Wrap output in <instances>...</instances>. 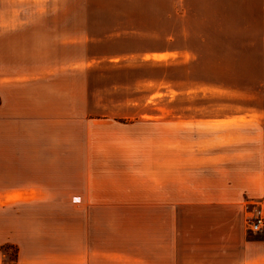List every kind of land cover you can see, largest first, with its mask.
<instances>
[{"label": "crops", "instance_id": "1", "mask_svg": "<svg viewBox=\"0 0 264 264\" xmlns=\"http://www.w3.org/2000/svg\"><path fill=\"white\" fill-rule=\"evenodd\" d=\"M200 3L203 8L186 0H0V40H12L8 77L0 46V221L5 205L117 204L113 198L93 196L91 190L100 181L93 177V165L61 163L99 152V147L77 152L76 126L93 118L76 110L130 107V99L117 101L112 95L154 93L164 77L154 78L148 69L198 59L202 53L191 40L206 47L214 30L222 60L228 30L237 34L257 28L260 41L245 43L260 46L264 76V0ZM234 41L238 45L241 40ZM208 55L207 48L204 60ZM131 72L139 74L126 75ZM203 82L212 88L210 81ZM134 104L144 107L148 100ZM205 123L260 127L264 117L225 116ZM221 140L245 142V147L205 150L201 165L178 160L176 166L173 159L166 171L157 156L155 188L150 190L156 204L151 264H264V233L251 236L247 226L250 215L264 212V133L221 135ZM169 152L174 157L181 150ZM130 187L148 194L147 184ZM130 193L127 203H149L147 197L137 201ZM76 196L80 199L74 202ZM70 217L74 226L43 229L44 244L54 243L43 255L28 254L18 231L4 232L1 225L0 246H21L14 264H131L125 256L115 261L109 244L103 246L101 260L100 236L90 213L74 211ZM4 259L0 250V264Z\"/></svg>", "mask_w": 264, "mask_h": 264}, {"label": "rangeland", "instance_id": "2", "mask_svg": "<svg viewBox=\"0 0 264 264\" xmlns=\"http://www.w3.org/2000/svg\"><path fill=\"white\" fill-rule=\"evenodd\" d=\"M186 1L190 6L203 8L200 3L203 0ZM184 31L187 32V29H181V33ZM234 32L228 30L227 56L222 60L218 40H214L218 33L214 34L213 30V40H208L209 45L206 47L199 40H191V44L202 54L205 49H211V55L205 60L200 54L198 59L190 63L182 60L174 67L164 66L163 70L148 69V74H153L154 78L155 75L159 78L161 73L164 77L163 86L158 87L154 93L137 91L112 95L117 101L130 99V107L76 110L83 111L85 117L93 118L76 126L77 152L98 147L99 152L93 158H64L61 163L93 165L96 170L93 177L100 179L98 187L91 190L93 196L113 198L117 204L76 205L74 208L66 205H5L0 221L2 230L18 231L20 242H23L28 254L36 256L37 251L43 255L49 246L54 245L52 241L49 246L44 244L43 229L71 222L74 226V217L70 215L74 211H87L91 214L92 228L97 229L100 236L101 260L106 253L102 248L109 244L115 251L114 260L117 262L123 261L125 256V260L131 264H151L155 256L156 204L155 199L152 200L155 194L150 190L155 188L157 156L160 155V160H164L165 171L173 159L176 166L178 160L182 163L195 160L196 164L201 165L205 150L229 151L245 147L242 145L245 142H225L221 140V135L233 138L264 133V125L221 126L205 123L212 118L225 116L264 117V76L263 62L259 59L260 46L249 48L245 43L252 41L257 44L260 41L257 40L259 29L237 30V34ZM234 40L241 41L237 45ZM0 41L1 49L4 50V75L8 77L10 71L7 73L6 70H10L12 65L9 52L12 40L3 38ZM27 63L23 61V66H27ZM19 65L22 64H16L17 67ZM1 71L0 66V74ZM137 74L139 72L126 75L133 77ZM204 80L210 81L208 83H211L212 88H205ZM146 100L148 104L144 107L134 104ZM172 149L181 150V153L172 157L169 152ZM25 176L23 172L19 174L21 180ZM141 183L143 187L147 184L148 194L131 191L133 189L130 186L139 188ZM130 192L135 194L137 201L147 197L149 203H127L129 199L126 196L132 198ZM79 199L76 196L73 201ZM257 215L249 216L247 226ZM35 238L41 239V243H36ZM20 249L21 246L13 242L1 245L0 250L5 254L3 264L16 263Z\"/></svg>", "mask_w": 264, "mask_h": 264}, {"label": "built area", "instance_id": "3", "mask_svg": "<svg viewBox=\"0 0 264 264\" xmlns=\"http://www.w3.org/2000/svg\"><path fill=\"white\" fill-rule=\"evenodd\" d=\"M251 236L264 233V212H259L248 224Z\"/></svg>", "mask_w": 264, "mask_h": 264}]
</instances>
